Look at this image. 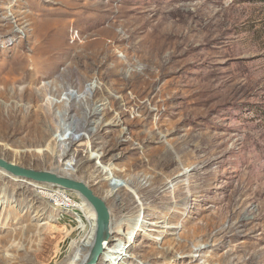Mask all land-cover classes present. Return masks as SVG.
I'll return each instance as SVG.
<instances>
[{
	"label": "rangeland",
	"instance_id": "1",
	"mask_svg": "<svg viewBox=\"0 0 264 264\" xmlns=\"http://www.w3.org/2000/svg\"><path fill=\"white\" fill-rule=\"evenodd\" d=\"M52 21L74 29L67 42L77 35V45L111 28L120 40L107 67L128 60L118 70L144 78L126 88L125 102L107 67L90 62L48 86L62 89L34 104L49 115L44 133L52 138L42 143L27 135L32 104L0 98V158L82 181L105 201L123 228H114L99 264H264V2L0 0V88L24 56L35 58L33 30ZM155 55L160 65L148 72ZM14 87L26 84L9 85L10 96ZM95 90L119 106L104 100L85 118L78 105L87 109ZM154 177L161 184L151 185ZM16 180L0 178V264H66L87 237L84 214ZM43 222L66 234L39 239L33 226ZM168 223L175 228L166 233Z\"/></svg>",
	"mask_w": 264,
	"mask_h": 264
},
{
	"label": "bare ground",
	"instance_id": "2",
	"mask_svg": "<svg viewBox=\"0 0 264 264\" xmlns=\"http://www.w3.org/2000/svg\"><path fill=\"white\" fill-rule=\"evenodd\" d=\"M7 8L8 6L6 5L3 7V9H7ZM41 27H42L41 30H38L37 32L33 30V33H32L33 37H38V41L34 42L31 48V52L32 53L35 52L34 53L35 58L32 59V58L24 56L20 60L17 67L14 68V71L11 75L12 77H9L8 79L4 80L2 83V87L0 88V98H3L5 100V98L7 97L11 98L13 96H17L22 101H26L30 105L32 104L33 106L32 108L35 110L30 111V113L25 116L26 122L28 123V125L27 124L25 125H27L28 138L32 141H38L39 143H42L45 140V137L50 135V134L45 135L46 133H44V129L47 128V121H49V115L46 113H43L39 109V107H35L34 104L38 103L41 97L45 96L48 92L49 93L52 92L53 94H58L60 93V90L62 89V88L61 89L57 88V89L52 90V89H48V86L50 85L53 86V85H56L58 82L66 80L70 76L69 73L79 76V73H78L79 70H77V68L80 66H84L88 62H90L88 63L89 64L88 68H95V69H102V68L107 67L108 63L116 62L115 60L117 59V55L113 50L114 49L113 44L120 40V37L117 35V33L114 32V30L110 28L103 35L95 31L97 32L96 37L94 39L87 38L86 41H84L81 45H77L76 42L78 41V37L76 35L74 36V38L72 37L71 39L73 43L69 44L67 42L68 35H70L71 33V35L73 36L74 33L76 32V31H73L74 29H72L71 32H69L67 27H65L64 24L59 21H52V22L42 25ZM133 31L136 32V30H133ZM76 34L78 33L76 32ZM107 39L109 41H107ZM155 43H156V40L151 39L149 40L148 44L151 46V44L155 45ZM131 51L135 53L134 55L139 57V60L143 58V55H140L142 54V51H137V50H131ZM143 53H145V50L143 51ZM160 59H161L160 55H155L153 59V62L154 60L155 62L153 63L152 67H147L146 70H148L149 72L150 68H154V70L157 69L160 65ZM67 61H70V63L66 64ZM128 64H130V62L127 60L125 62L116 63L113 66L105 68V71H107V77L118 81L119 82L118 84L122 87L121 89H119V92L122 94L120 97L121 102L126 101V97L123 95V92L126 90V88L132 87L142 77V73L132 72L130 75L125 76L123 73H121L120 70H118L120 67L124 65H128ZM62 65H65L64 70L61 72H58L57 71L58 66H62ZM57 72H58V76L55 77L54 75ZM143 74H145V72H143ZM47 81L48 83H46ZM21 83L26 84V87L23 88L22 90H18L17 88L14 87L12 89V94L10 96V94L8 93L7 87L9 85H15V84H21ZM37 85H39V92H40L38 94L35 93L33 89V87ZM98 94H100L101 96L99 98L100 100L94 102V98ZM67 97H68V100H72L71 104L74 105L73 104L74 99L76 98L75 95L73 93H68ZM92 97H93L92 99L91 98L86 99L87 109L78 105V112H81V114L85 118L93 117L97 115L101 110H103V108H101L102 105L99 106L98 103L104 100L108 101V104L110 105L112 110H115L119 106V101L115 100L114 98H111L109 93L103 90H99V91L95 90ZM1 125L4 127V125L2 124L0 120V126ZM48 138L51 139L52 136H49ZM75 140H78V139H76L74 135L70 137V141H75ZM88 144H90L89 141L86 145ZM19 154L26 155L27 152L23 151V152H19ZM66 157H67V154H66ZM5 175H6V172L0 169V178L4 177ZM16 181L20 182L19 179H17ZM161 181H162L161 178L154 177L153 179H151V185H159L161 184L160 183ZM33 191L36 193L37 196H40V197L47 196L46 191H44V189H40L38 186L34 187ZM26 209L27 211L28 209L31 210V206H27ZM80 210L82 211V213L84 214L88 222L89 231H88L87 237L84 240L82 239V241L75 243L72 255L68 257L66 264L84 263L85 260L88 258L90 249L92 248V245H93L95 230H96L95 214L93 210L91 209V207L84 200H82V206ZM133 216L134 215L132 214V217ZM132 221H135L136 222L135 225L136 227H138L135 231L137 233L141 232L139 225H137L139 220L134 217L132 218ZM168 224H169V227L167 228L168 230L166 229L167 230L166 233H168V231H173L175 228V226H173L171 223H168ZM62 226L55 225L52 222L51 223L43 222L41 225H38V224L34 225L33 231H35L36 237H38L39 239H41V237H46V236L53 237L56 234H62V233L66 234V231H65L66 227L64 226L62 227ZM23 227L25 228L26 232L27 231L29 233L32 232L29 226L25 225ZM114 228L120 230L123 228V225L119 223V224H116V226H114L112 223V219H111L110 228H109L110 236L114 232ZM184 241L188 242L187 240H184ZM169 254L170 253H168V251H165L163 253L164 256L165 255L168 256Z\"/></svg>",
	"mask_w": 264,
	"mask_h": 264
},
{
	"label": "water",
	"instance_id": "3",
	"mask_svg": "<svg viewBox=\"0 0 264 264\" xmlns=\"http://www.w3.org/2000/svg\"><path fill=\"white\" fill-rule=\"evenodd\" d=\"M0 169L9 177L33 183L38 187H57L77 195L84 200L95 214V236L88 258L81 264H99L105 245L109 243L110 211L103 199L97 196L84 182L50 171L24 168L0 158Z\"/></svg>",
	"mask_w": 264,
	"mask_h": 264
},
{
	"label": "built area",
	"instance_id": "4",
	"mask_svg": "<svg viewBox=\"0 0 264 264\" xmlns=\"http://www.w3.org/2000/svg\"><path fill=\"white\" fill-rule=\"evenodd\" d=\"M46 191L48 199L51 200L56 206H62L74 210H80L82 200L75 194L67 192L57 187H39Z\"/></svg>",
	"mask_w": 264,
	"mask_h": 264
},
{
	"label": "trees",
	"instance_id": "5",
	"mask_svg": "<svg viewBox=\"0 0 264 264\" xmlns=\"http://www.w3.org/2000/svg\"><path fill=\"white\" fill-rule=\"evenodd\" d=\"M257 1H259V2H264V0H257Z\"/></svg>",
	"mask_w": 264,
	"mask_h": 264
}]
</instances>
